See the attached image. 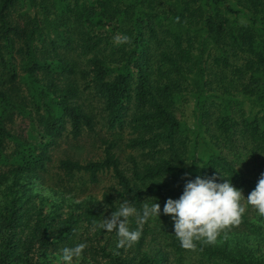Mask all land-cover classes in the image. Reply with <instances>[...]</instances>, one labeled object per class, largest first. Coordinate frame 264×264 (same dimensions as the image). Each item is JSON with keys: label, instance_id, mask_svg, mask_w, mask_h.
Wrapping results in <instances>:
<instances>
[{"label": "trees", "instance_id": "obj_1", "mask_svg": "<svg viewBox=\"0 0 264 264\" xmlns=\"http://www.w3.org/2000/svg\"><path fill=\"white\" fill-rule=\"evenodd\" d=\"M116 35L130 42L116 45ZM186 97L196 101L195 128L179 113ZM14 116L28 118L34 135L13 134ZM96 116L109 130L126 125L133 137L124 145L141 164L132 154L125 168L116 142L102 138V157L60 159L56 170L83 172L91 184L109 172L112 193L56 204L34 192V178L53 195L69 191L46 180L49 149L67 122L78 138L94 131ZM189 156L199 165L186 177L178 165ZM261 173L264 0H0V264H53L79 243L87 244L79 264H264V216L254 221L246 200ZM197 175L231 179L246 211L214 244L188 250L162 209ZM125 199L138 210L158 202L161 215L118 248L115 232L95 225Z\"/></svg>", "mask_w": 264, "mask_h": 264}, {"label": "clouds", "instance_id": "obj_2", "mask_svg": "<svg viewBox=\"0 0 264 264\" xmlns=\"http://www.w3.org/2000/svg\"><path fill=\"white\" fill-rule=\"evenodd\" d=\"M113 42L116 45L126 44L130 42V37L116 35ZM185 175L187 177L188 174ZM243 198L245 196L242 190L235 187L231 179L217 182L215 175H197L194 179H185L182 194L176 199L168 198L162 212L171 216L174 234L180 246L195 250L197 242L214 244L222 230L241 222L242 214L246 211L241 203ZM246 200L259 215L264 216V173L260 174L255 188ZM160 215L161 206L158 202L145 203L142 209L138 210L125 199L112 212L110 218H104L95 227L108 233L115 232L118 248H130L141 238L144 223ZM132 217L135 218L136 229L129 228V218ZM86 247V243L64 247L57 264H74V261L82 258Z\"/></svg>", "mask_w": 264, "mask_h": 264}, {"label": "rangeland", "instance_id": "obj_3", "mask_svg": "<svg viewBox=\"0 0 264 264\" xmlns=\"http://www.w3.org/2000/svg\"><path fill=\"white\" fill-rule=\"evenodd\" d=\"M93 98H91V102L94 106L98 105L99 102L95 99L97 98L93 94H91ZM233 99L237 100L240 98V96L237 93H234ZM85 96H82V99H84ZM84 102V101H83ZM88 102V101H86ZM180 114H182V120L190 127L195 128L196 122H197V114L195 113V105L196 101L193 98L186 97V100L183 102H180ZM245 107L248 106V103H244ZM242 106V104H240ZM214 109V108H212ZM178 113V114H179ZM212 113H217L216 108L212 110ZM214 118V117H213ZM212 119L208 120V123L212 122ZM96 124L94 126V131L89 132L86 129L82 132L81 136L78 138H73L72 134L70 133V124L67 122L65 124V129L62 132L61 136L57 138V143L52 145L49 149V154H51V161L50 168H49V178H47V182L50 185H54L55 182H57L58 186L62 188H66L69 191H60L57 195L51 194L44 185H40L39 183H36V179H33V182H35V185L33 186V191L38 192L41 196H44L48 198V200L51 201V203L56 204H63V203H69V202H79L80 200L87 198L89 196H94L96 199L101 200L103 198V195L105 193H112L111 187L114 186L115 180L111 176V173L105 172L103 174L99 175V181L97 183L91 184L88 181L87 174H84L83 172L75 173L72 176L62 175L60 171L56 170V165L58 164V161L60 159L69 158L72 160H78L80 162H84L87 160H96L103 156V149L104 145H101V139L107 138L110 140H113L116 142V148L115 152L117 156L120 158L121 163L126 168L129 166L130 163V156L132 154L137 158L139 164L140 162V156L137 153H132L131 150L127 149L125 147V142L130 138L131 136L130 130L126 128V125H124L120 130L114 129L109 130L107 127V124L105 122V118L102 116H96L95 118ZM203 121V120H200ZM199 128H204V121L201 122ZM9 128L13 132V134L18 135L23 138H27L28 136H31L33 133L34 135V124L31 126L30 120L28 118H24L22 116H14L13 121L9 125ZM201 131V134L205 136V134ZM201 135V136H202ZM208 138V137H207ZM199 152L203 149L201 148V145L199 146ZM192 149V147L190 148ZM191 162V163H188ZM257 162V161H256ZM198 157L196 156L194 159L189 156L184 163L179 164L178 167L182 169V172L185 174L188 171H190L191 166L192 167H198ZM254 167H256V164H253ZM257 171L262 170L261 167L256 168ZM57 172H59L58 176L55 175ZM54 174V175H53ZM56 178V179H55ZM176 177L175 179H177ZM182 179V178H181ZM173 177L165 179V183L172 188L175 184H173ZM179 182L182 183L180 180ZM257 218H262L259 213L253 218L254 221H257ZM237 234V233H236ZM241 233H239V237L241 238ZM254 243L257 242V238L255 240H251L249 238L248 244H251L254 246ZM60 259V256L57 257L56 261L53 262V264H57V261ZM74 264H79L78 261H74Z\"/></svg>", "mask_w": 264, "mask_h": 264}]
</instances>
